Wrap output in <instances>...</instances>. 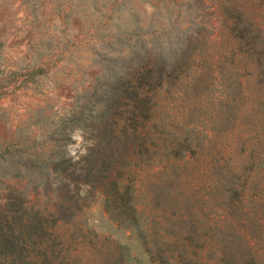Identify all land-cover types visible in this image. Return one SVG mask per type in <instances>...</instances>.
I'll return each instance as SVG.
<instances>
[{
    "label": "trees",
    "instance_id": "trees-1",
    "mask_svg": "<svg viewBox=\"0 0 264 264\" xmlns=\"http://www.w3.org/2000/svg\"><path fill=\"white\" fill-rule=\"evenodd\" d=\"M228 12L222 46L232 40L237 47L218 50L223 92L200 89L210 55L193 37L179 35L167 50L146 45L127 80L97 92L91 124L83 115L71 120L80 121L86 141L82 160L54 161L29 195L0 188V264H124L120 246L88 231V202L99 196L114 215L136 221L135 196L146 173L173 186L164 199L174 212H164L146 241L151 264H264V102L244 111L231 80L242 57L264 83V0H235ZM170 82L176 97L165 89ZM231 125L241 163L224 165L223 180L190 193L176 168L204 160Z\"/></svg>",
    "mask_w": 264,
    "mask_h": 264
},
{
    "label": "rangeland",
    "instance_id": "rangeland-1",
    "mask_svg": "<svg viewBox=\"0 0 264 264\" xmlns=\"http://www.w3.org/2000/svg\"><path fill=\"white\" fill-rule=\"evenodd\" d=\"M234 3L0 0V188H16L29 195L32 181L45 179L42 173H49L54 161L82 160L87 154L86 141L80 121L71 120L83 115L91 124V112L100 107L96 94L111 91L121 78L127 80L137 70V62L132 60L140 61L143 53L146 55V45L167 50L179 35L193 37L210 55L200 89L223 92L226 86L219 75L218 50L237 47L232 40L222 46L227 38L228 8ZM241 60V70L233 73L231 80L237 87L238 102L245 105L242 109L249 111L264 102V83L253 65ZM175 85L170 82L165 87L168 96L174 95L169 92ZM168 100L173 106V98ZM68 122L71 126L65 130ZM238 147L237 130L231 125L219 133L214 151L204 160L178 165L182 187L195 193L214 179L223 180L224 165L241 163ZM54 175L58 181V173ZM171 187L158 175L146 173L135 196L139 208L136 221L114 215L95 197L88 202V231L100 242L109 238L115 250L120 246L124 264H151L146 241L159 231L164 212H174L164 199ZM31 195L35 200L36 194L31 191ZM39 201L46 203L43 198Z\"/></svg>",
    "mask_w": 264,
    "mask_h": 264
}]
</instances>
